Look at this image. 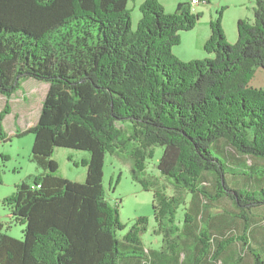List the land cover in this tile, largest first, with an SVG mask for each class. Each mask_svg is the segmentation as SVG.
<instances>
[{
    "label": "trees",
    "instance_id": "1",
    "mask_svg": "<svg viewBox=\"0 0 264 264\" xmlns=\"http://www.w3.org/2000/svg\"><path fill=\"white\" fill-rule=\"evenodd\" d=\"M128 4L0 0V93L31 78L49 85L36 125L16 132L34 134L30 159L41 172L0 200L24 226L20 239L0 222V264H264V178L253 176L264 171V88L250 85L264 68V0L252 20H238L234 43L220 8L204 43L214 56L190 60L173 52L201 15L190 0L172 12L144 0L135 29ZM10 112L7 101L0 142ZM159 145L172 193L147 173ZM58 147L88 153L84 181L60 175ZM123 152L131 178L154 191L158 249L142 241L146 216L119 235L121 205L103 175L106 155Z\"/></svg>",
    "mask_w": 264,
    "mask_h": 264
},
{
    "label": "rangeland",
    "instance_id": "2",
    "mask_svg": "<svg viewBox=\"0 0 264 264\" xmlns=\"http://www.w3.org/2000/svg\"><path fill=\"white\" fill-rule=\"evenodd\" d=\"M144 0H129V9L132 18V26L135 29L140 17V5ZM164 6L166 12H172L176 9L178 0H160ZM238 0H220L222 7H224L222 17V28L228 43H234L237 39H234L237 32L236 13L241 9L236 6ZM218 0H212L208 3H199L194 8L195 12H199L200 18L196 26L190 30L180 32V43L173 47V52L179 59H196L203 57H213L214 54H209L204 49V43L211 35V21L217 17V11L220 7L215 9ZM227 5H225V4ZM212 4V5H211ZM228 6V7H227ZM221 7V8H222ZM182 57V58H180ZM250 85L255 88H264V68H258L254 76L250 80ZM48 83L40 81L38 79H30L23 83V87L16 95L6 97L0 93V111L8 101L13 109L22 112V108L26 106L25 112L17 120L15 124L14 114L7 115L5 117V129L8 135L9 141L0 142V175L2 182L0 183V197H8L16 188V184L23 181H32V178L28 177L31 173V168H34L32 162L29 161L31 153L32 143H34V134L27 133L25 135H19L16 133V127L21 130H27L23 125L29 122L28 118L36 115L41 111L42 102L46 97L48 90ZM27 96V97H26ZM24 97L26 99L24 100ZM32 109V111H31ZM34 115V116H35ZM31 120V118H30ZM26 121V123H25ZM213 151L219 155V152L213 148ZM163 153V148L155 146L154 154L152 158L146 161L147 173L149 178L156 180L160 186L165 187L168 193H172V185L162 176L157 167V163ZM83 155H87V152L83 150L68 149L67 147H58L54 152V158L59 163L60 175L67 177L69 180L77 181L82 175L86 173V168L81 163L84 159ZM127 153L123 152L124 156H115L108 153L104 160V185L107 188V197L112 203H120V220L125 223L126 226L123 230L119 231V235H123L128 232L130 225L135 221V218L139 215L146 216L149 219L147 231L142 236V241L147 247H158L161 243V236H157L154 233L155 219L153 215V190L146 191L142 185L131 178L130 163L125 156ZM30 166V167H29ZM33 166V167H31ZM16 169V170H15ZM239 171L251 175L249 168ZM253 176H258L261 181L264 178V171L256 169ZM2 200V199H1ZM4 207L6 206L0 203V214H3ZM183 206L178 209L177 217L180 221L183 219ZM260 210H257L260 213ZM8 224L11 225V229H8ZM264 227V220L260 222L259 228ZM10 235H16L15 237H22L24 226L19 222L11 221L7 223V228ZM259 238L264 242V230L259 231Z\"/></svg>",
    "mask_w": 264,
    "mask_h": 264
},
{
    "label": "crops",
    "instance_id": "3",
    "mask_svg": "<svg viewBox=\"0 0 264 264\" xmlns=\"http://www.w3.org/2000/svg\"><path fill=\"white\" fill-rule=\"evenodd\" d=\"M222 3L220 2V0H218V2H217V4H216V7H215V9H217V8H219V6H221L222 7V5H221ZM225 4V3H224ZM212 5V4H211ZM225 5H227V4H225ZM236 6H238V7H240V9H241V11L239 10L237 13H236V20L238 21L239 19H248V20H252V18H253V12H254V6H255V0H238L237 1V3L235 4ZM176 6H177V4H176ZM175 6V7H176ZM220 7V8H221ZM228 7V6H227ZM195 9V8H194ZM234 39H238V30H237V32H236V36L234 37ZM180 58H182V57H180ZM184 60H186V59H184ZM32 79V78H31ZM30 79H27L25 82H27V81H29ZM23 83H24V81L22 82V86H21V88L19 89V90H21L22 89V87H23ZM18 90V91H19ZM17 91V92H18ZM48 91V90H47ZM16 92V93H17ZM16 93L14 94V95H16ZM13 95V96H14ZM27 97V96H26ZM26 97H24V100L26 99ZM42 104H43V102H42ZM25 108H26V106H24L23 108H22V112H20L19 113V111H16V110H14L13 109V106H12V111L9 113V114H7L8 116L9 115H12V114H14V120H15V124H17V120L22 116V114H23V112H25ZM41 110H42V107H41ZM31 111H32V109H31ZM41 112V111H40ZM40 112H37L36 113V115L34 116V115H32L33 117H30L29 116V118H28V120H29V122L27 123V124H25V125H23L24 126V128H29V127H32V126H34V125H36V123L38 122V118H39V115H40ZM6 115V116H7ZM30 118H31V120H30ZM25 123H26V121H25ZM21 129H23V128H21ZM19 127H16V132L18 131V130H20V131H24V130H21ZM6 130V129H5ZM32 149V148H31ZM82 156H83V158H87V155H83L82 154ZM31 153H30V156H29V161L30 162H32L33 163V165H34V168H31V173H29L28 174V177L29 178H32L34 175H36V174H38V173H40L41 172V169L38 167V165H37V163L36 162H34V161H32L31 159ZM30 167V166H29ZM31 167H33V166H31ZM16 170V169H15ZM85 175H86V173L84 174V175H82L81 177H80V179L79 180H77V181H84V179H85ZM4 197H0V200L1 199H3ZM11 218H12V215H11V212H10V210H9V208L8 209H6L5 207H4V211H3V214L1 213L0 214V222L1 223H3L4 224V228H7V223L8 222H10V220H11ZM12 221V220H11ZM8 229H11V225H9L8 224ZM7 232H8V234L10 233L9 232V230H7ZM13 236H16V235H13ZM160 247V245L158 246V247H156L157 249Z\"/></svg>",
    "mask_w": 264,
    "mask_h": 264
},
{
    "label": "built area",
    "instance_id": "4",
    "mask_svg": "<svg viewBox=\"0 0 264 264\" xmlns=\"http://www.w3.org/2000/svg\"><path fill=\"white\" fill-rule=\"evenodd\" d=\"M190 2L194 7L200 3L199 0H190Z\"/></svg>",
    "mask_w": 264,
    "mask_h": 264
}]
</instances>
